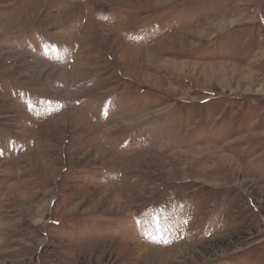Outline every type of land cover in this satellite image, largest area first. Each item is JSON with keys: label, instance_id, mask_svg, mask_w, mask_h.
<instances>
[{"label": "rangeland", "instance_id": "1", "mask_svg": "<svg viewBox=\"0 0 264 264\" xmlns=\"http://www.w3.org/2000/svg\"><path fill=\"white\" fill-rule=\"evenodd\" d=\"M0 264H264V0H0Z\"/></svg>", "mask_w": 264, "mask_h": 264}]
</instances>
